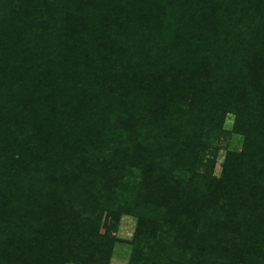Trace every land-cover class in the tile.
Masks as SVG:
<instances>
[{"label":"trees","instance_id":"16d2710c","mask_svg":"<svg viewBox=\"0 0 264 264\" xmlns=\"http://www.w3.org/2000/svg\"><path fill=\"white\" fill-rule=\"evenodd\" d=\"M123 217L128 264H264V0H0V264H108Z\"/></svg>","mask_w":264,"mask_h":264},{"label":"rangeland","instance_id":"374dc122","mask_svg":"<svg viewBox=\"0 0 264 264\" xmlns=\"http://www.w3.org/2000/svg\"><path fill=\"white\" fill-rule=\"evenodd\" d=\"M228 118V119H227ZM224 122L225 134H210L205 140L206 151L204 157L214 164V173L219 174L220 164L223 161L226 151H239L241 149L242 139L240 136L233 135L229 132L231 117H227ZM135 228V220L130 217H123L120 220L115 233L116 243L114 245L111 258L108 264H128L130 258V245Z\"/></svg>","mask_w":264,"mask_h":264}]
</instances>
